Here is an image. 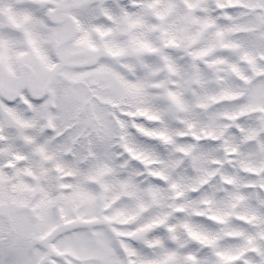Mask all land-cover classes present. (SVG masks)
<instances>
[{"label": "snow or ice", "instance_id": "obj_1", "mask_svg": "<svg viewBox=\"0 0 264 264\" xmlns=\"http://www.w3.org/2000/svg\"><path fill=\"white\" fill-rule=\"evenodd\" d=\"M0 264H264V0H0Z\"/></svg>", "mask_w": 264, "mask_h": 264}, {"label": "rangeland", "instance_id": "obj_2", "mask_svg": "<svg viewBox=\"0 0 264 264\" xmlns=\"http://www.w3.org/2000/svg\"><path fill=\"white\" fill-rule=\"evenodd\" d=\"M9 15H11L13 18H15L19 15V12L14 9L11 13H9Z\"/></svg>", "mask_w": 264, "mask_h": 264}]
</instances>
